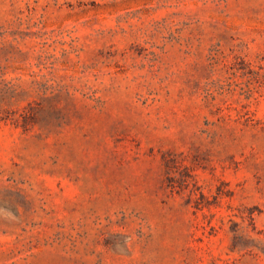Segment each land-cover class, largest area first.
I'll return each instance as SVG.
<instances>
[{"label":"rangeland","instance_id":"rangeland-1","mask_svg":"<svg viewBox=\"0 0 264 264\" xmlns=\"http://www.w3.org/2000/svg\"><path fill=\"white\" fill-rule=\"evenodd\" d=\"M0 264H264V0H0Z\"/></svg>","mask_w":264,"mask_h":264}]
</instances>
